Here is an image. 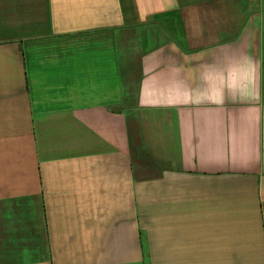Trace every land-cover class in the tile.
I'll use <instances>...</instances> for the list:
<instances>
[{
  "label": "crops",
  "instance_id": "crops-1",
  "mask_svg": "<svg viewBox=\"0 0 264 264\" xmlns=\"http://www.w3.org/2000/svg\"><path fill=\"white\" fill-rule=\"evenodd\" d=\"M0 264H264V0H0Z\"/></svg>",
  "mask_w": 264,
  "mask_h": 264
},
{
  "label": "rangeland",
  "instance_id": "rangeland-1",
  "mask_svg": "<svg viewBox=\"0 0 264 264\" xmlns=\"http://www.w3.org/2000/svg\"><path fill=\"white\" fill-rule=\"evenodd\" d=\"M151 29V28H150ZM151 31H152V29H151ZM135 46V44L132 46V47H134Z\"/></svg>",
  "mask_w": 264,
  "mask_h": 264
}]
</instances>
